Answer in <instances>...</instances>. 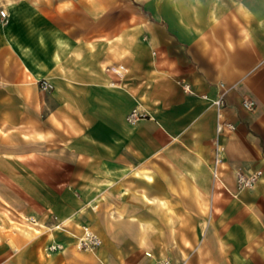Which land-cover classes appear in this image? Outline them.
Segmentation results:
<instances>
[{
	"label": "crops",
	"instance_id": "1",
	"mask_svg": "<svg viewBox=\"0 0 264 264\" xmlns=\"http://www.w3.org/2000/svg\"><path fill=\"white\" fill-rule=\"evenodd\" d=\"M140 3H1L0 128L59 170L45 224L0 209V264H264V0Z\"/></svg>",
	"mask_w": 264,
	"mask_h": 264
},
{
	"label": "rangeland",
	"instance_id": "2",
	"mask_svg": "<svg viewBox=\"0 0 264 264\" xmlns=\"http://www.w3.org/2000/svg\"><path fill=\"white\" fill-rule=\"evenodd\" d=\"M5 1L8 0H0V9H4V11L5 8H3L1 3ZM125 4H130L132 8L139 9L141 3L140 0H116L117 9L123 8ZM15 106L12 104H0V113L6 112V110L11 111ZM7 131L4 128H0V147H2L0 148L2 149L0 151V209L3 210L4 215H12L15 220L19 218V221H25L23 219L25 217L29 222H37L39 220L38 222L45 224L44 221L40 220V216L44 212L42 201L44 191L38 179L49 180L52 170H59V168L49 167L51 154H49V151L44 150L43 142L36 143L39 151L31 153L30 158H27L28 138L20 135L17 139L16 137L9 136ZM29 145H33L32 140ZM11 148L14 151H11ZM15 160L19 162L16 163ZM62 170L64 171L65 169ZM31 173L35 175L34 179H31ZM55 214L52 212L49 215L55 221V225L52 227L59 225L57 229H62V227H65V225H62L63 220L57 219V214ZM15 224L21 223L15 222ZM80 225L77 224V227ZM89 231L99 238V244L93 247H79V240L86 232V230L82 231L81 228V232L75 236L74 246L77 249L87 251L102 244L101 237L92 229ZM62 248V243L58 241H52L47 246V250L50 251Z\"/></svg>",
	"mask_w": 264,
	"mask_h": 264
},
{
	"label": "built area",
	"instance_id": "3",
	"mask_svg": "<svg viewBox=\"0 0 264 264\" xmlns=\"http://www.w3.org/2000/svg\"><path fill=\"white\" fill-rule=\"evenodd\" d=\"M0 16L1 17L6 16V12L4 11V9H0ZM124 69H125L124 65L120 64V65L116 66L113 69V71L115 74H120V72ZM42 86H46L45 81H42ZM215 103L217 104L218 107H220L223 104L222 97L220 96L218 99H216ZM244 104L248 108L253 107L252 101H245ZM142 116H143V114L140 113L138 110L132 109L126 115V118L130 122H135L136 120L140 119ZM224 128L233 129L234 125L230 122H227V121H220L217 124V130L221 131ZM260 173H261L260 170H255V171H252L251 173H248V174L243 173L241 171H237L235 173V181H236L237 186L238 187H250V186H252L255 183V181L257 180V178L259 177ZM99 242H100V240L96 235H94L90 231H86L85 235L79 240V247H82V246L93 247V246L99 244Z\"/></svg>",
	"mask_w": 264,
	"mask_h": 264
},
{
	"label": "bare ground",
	"instance_id": "4",
	"mask_svg": "<svg viewBox=\"0 0 264 264\" xmlns=\"http://www.w3.org/2000/svg\"><path fill=\"white\" fill-rule=\"evenodd\" d=\"M58 226H59V225H57V227H58ZM83 230L89 231V230H91V229H90L89 227L83 225V226H82V231H83Z\"/></svg>",
	"mask_w": 264,
	"mask_h": 264
}]
</instances>
